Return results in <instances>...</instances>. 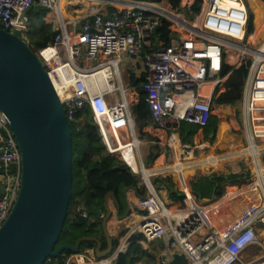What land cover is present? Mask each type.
<instances>
[{"label":"built area","instance_id":"2783aa9c","mask_svg":"<svg viewBox=\"0 0 264 264\" xmlns=\"http://www.w3.org/2000/svg\"><path fill=\"white\" fill-rule=\"evenodd\" d=\"M108 3L106 10L98 9L85 16L79 29L54 30L52 41L34 52L63 104L70 127L78 129V112L88 107L106 151L118 154L117 158L136 174L108 143H119L115 132L124 143L122 132L126 130L133 136L131 142L135 140L132 114L136 101L121 75L122 57L142 59L144 79L139 91L144 94L149 116L158 130L174 128L180 122L205 127L211 114V98L220 92L227 77L221 72L227 66H244L240 133L247 148H264L259 144L264 142V31L258 45L253 46L257 32L247 33L251 13L247 0H201L197 13L186 1L177 7L137 0ZM260 3L264 25V0ZM56 5V0H0V28L9 32L18 29L21 33L27 26L22 13L32 6L51 11ZM182 9L192 16L190 20ZM164 21L172 36L168 45L154 37ZM132 69L129 67L128 71ZM100 71L105 76H97ZM206 84L209 91L203 93ZM166 143L170 149L178 146L174 132H169ZM179 151L181 159H192L190 147L181 145ZM259 152L250 154L255 166L251 177L255 174V178L240 190L253 188L260 199L242 209L225 227H216L210 211L205 210L207 205L195 202L187 178L175 173L182 204L180 208H169L153 189L148 175L142 177L145 195L136 204L139 221L124 229L113 250L101 258L88 251L89 257L77 253L68 256L65 264H78L79 258L85 264H111L118 254L125 253L133 233L141 234L146 241L170 237L168 251L182 253L187 264L238 263L242 251L257 243L255 224L264 223V164ZM136 163L143 172L142 163ZM0 169V184L4 186L0 193L1 224L15 200L20 178L19 150L1 112ZM177 210L185 212L176 215ZM76 214L87 216L81 209Z\"/></svg>","mask_w":264,"mask_h":264},{"label":"water","instance_id":"95a60500","mask_svg":"<svg viewBox=\"0 0 264 264\" xmlns=\"http://www.w3.org/2000/svg\"><path fill=\"white\" fill-rule=\"evenodd\" d=\"M19 34L18 29L9 32L0 28V112L7 120L20 155L17 194L0 224V264H43L65 250L76 251L85 241L96 244L95 257H104L114 248L106 229L112 213L108 197L114 201L119 222L130 208L137 206L127 200L125 212L119 215L113 193L108 192L103 197L101 219L106 248L101 249L100 240L90 236L79 237L72 245L54 247L72 192L71 127L40 60ZM235 110L241 121L240 101L235 103ZM177 126L175 123L174 128ZM3 192L4 186L0 184V193ZM122 231L117 226L116 237ZM171 240L169 237L167 250L161 253L157 264H187L182 253L168 251Z\"/></svg>","mask_w":264,"mask_h":264},{"label":"crops","instance_id":"0c3cea01","mask_svg":"<svg viewBox=\"0 0 264 264\" xmlns=\"http://www.w3.org/2000/svg\"><path fill=\"white\" fill-rule=\"evenodd\" d=\"M56 1H57L56 8L51 11H45L46 13L43 18V21L47 24H50L53 30L62 29V27H64L66 31L70 32L75 27L79 29L80 24L85 16L93 13L98 9L106 10L109 7L108 1L111 0H64V2L63 0H56ZM118 1L119 3H123L129 0H118ZM184 1L188 2L191 8V4L193 0H182L180 3L182 4ZM248 3L250 7L253 9L254 14L256 13L255 21L257 22V24L262 23L263 10L261 4L258 2V0H248ZM32 8H37V6H32ZM184 11L187 13L185 9H182L181 11L182 14H184ZM25 16L27 17V11L25 13ZM140 60H141L139 61L141 63L140 66L137 64L138 62H135L130 66L133 68L131 71H125V73L129 72L133 74V80L138 79L144 73L141 57ZM129 73H128V82H129L128 87L130 89L131 94L135 96V101H136L135 104H136L138 102L139 89L138 90L135 89V86L132 85L133 82L129 77ZM230 74L231 72L227 73V77L225 78V81L223 82L221 89H219L220 92L218 94L213 95L215 98L220 93H223L225 91L226 79L230 76ZM234 110H235V104H229V103L217 104L211 101V114L209 116L210 122H208L207 124L210 125V129L212 128L213 125H215V130L214 132L208 133L210 131V129L208 128V132L205 133V130L203 128H197V131L194 133L191 140L192 142L190 144H184L181 142V139L179 138V134L177 133V131H175L178 126L176 128H170V129L166 128L164 130L162 129L158 130L155 128L150 117L147 116L143 118H139V117L134 118L135 114L133 113L134 114L133 121L135 128L140 133L141 132L145 133L142 134L143 136L147 135V140H146L147 146L142 147L140 150L141 159H143L142 160L143 163L142 162L141 163L142 165L144 164L145 166L148 167L149 170L148 169L147 170L144 169V170L145 173H148L150 176H153L152 180H154L153 181L154 186L158 184L161 187V189L165 193H167L169 199L166 200H163V198L157 193V195L163 200V202L166 205H171L175 203V201L178 203L180 202L178 200L171 198L169 195V191H173L175 189L177 190V193L175 192L177 195L179 196L182 195L180 193L181 188L179 187L178 183L177 186L178 188H180L179 190L175 188V184L173 185V187H171L170 185H167L166 183H163L161 181L164 177L172 178L170 174L165 175L164 173L166 172L174 170V172L177 175H181L182 177L187 178V185L189 186L191 191L192 188L190 186V183L191 182L197 183L199 181L198 176H209L210 180L214 179V177H221L226 179L228 175L238 176L234 179V181H237L239 185L237 183H234V185H232L227 182L224 183L223 181L215 182L212 188V191L213 189H215L213 195H212V191L210 194H207L203 197L194 194L192 192L194 200L197 204L201 203L207 205V208L205 210L210 211V216L215 226L218 228L225 227L227 224L232 222L235 216L238 215L242 209H244L246 206L250 204L258 202L260 199L258 192L256 190H252L253 188L247 190L243 189L242 191L240 190L243 188L244 186L243 184L247 182V175L249 174L247 171L246 163H236L235 161L232 162L224 161L217 164L219 160L214 155L210 154L212 152V149H216V148L223 149V147L230 148V146H234L235 137L237 138L236 136L237 126L241 127L242 118L241 121L237 119L236 123L234 122V119L230 117L228 118L229 119L228 121L225 120L227 116L231 115L230 112ZM169 132L170 133L174 132L176 135L178 146L175 145L174 149H170L166 143ZM240 135L242 136V139H240L239 136L238 139H239V143L242 144L244 143L243 134L240 133ZM143 136L140 135L138 139H141ZM108 143H109V147L113 152H118L120 154V157L124 159L135 172H138L137 169L138 167L136 163L137 161L135 159V155L133 151V148L138 145V141L136 139L132 143H127V142L123 143L120 140L119 145L115 147H113L110 142ZM259 144L260 146H263L264 142L261 141ZM181 145L190 147L193 150L192 159L190 160L189 158L181 159L180 151H179ZM213 153H215V151H213ZM154 155H156L155 158L151 160ZM263 157L261 158L262 161H263ZM205 159L208 161V165H212V164L214 165L212 167L210 166V168L206 167ZM180 164L183 165L182 169L180 167ZM152 180L150 181L151 184H152ZM223 183L228 187L225 188L221 196H217L215 192L217 191V189L220 190ZM137 188L144 190L143 182L141 186L139 185L138 182L136 187H133L131 189L133 192H135L134 195H136L137 199H139L140 197L144 196L145 190L143 191V194L139 195L138 197L136 194ZM235 188L238 189V191H234ZM127 189L128 188H126L125 192L123 191L124 188L122 189V196L120 197L119 201L115 200L119 206V215H122L125 212L126 210L125 202L127 200L128 201L131 200L135 203L132 194L130 193L127 194ZM109 199L112 200L111 198ZM112 202L114 208L111 210L112 212L111 214L115 217L116 207L113 200ZM199 210L200 209H196V211ZM183 212L185 211L177 210L174 213L176 215H181ZM139 215H140V209L138 207L130 208L128 215L120 222L117 221V226L118 224H120L121 230L123 229V231H125L124 229H126L128 226L130 225L132 226L134 223H137L139 221ZM98 216L99 218L102 219L104 214ZM117 226H116L115 235L117 234ZM254 232L257 236V243L247 246L240 255V261L236 264L264 263V223L257 222L255 224ZM120 236L118 237V239L122 237ZM102 237H104L103 234L100 236H96V238L99 239L100 242ZM167 241L168 238L164 237V238L154 239L151 241L140 239L138 240V243L141 246V251H145L147 255H151L152 257H154L153 264H157L158 261L160 260L161 253L165 251L167 248ZM129 245L130 244H128L127 249L129 248ZM95 247L96 244L92 249H88L86 251H88L89 253H93L94 255ZM101 249H103L102 242H101ZM145 253L143 252L142 254H139V259L138 260L135 259V262L133 264H151L152 261H150V259L146 257ZM72 255L74 254H71L69 257H71ZM85 263L86 262H84L79 258L78 264H85ZM102 264H104V262H102Z\"/></svg>","mask_w":264,"mask_h":264},{"label":"trees","instance_id":"16d2710c","mask_svg":"<svg viewBox=\"0 0 264 264\" xmlns=\"http://www.w3.org/2000/svg\"><path fill=\"white\" fill-rule=\"evenodd\" d=\"M146 2H166L173 7H177L182 0H137ZM201 0H193L191 9L194 13L199 11ZM45 10L40 8H29L27 10V26L26 31H31L32 43L34 52L50 43L55 35V31L52 29L50 24L43 21L45 16ZM253 16L249 14L248 19V30L247 33L251 34L253 31ZM168 22L164 21L160 27H158L154 33V37L158 39L162 45H168L172 36L168 29ZM29 47H31L29 45ZM232 67V66H231ZM225 67L221 72V75L231 72L230 76L226 79V86L228 89L220 93L216 98L213 96L212 100L214 103H229L235 104L241 98L242 83L245 76V67L239 66ZM129 77L132 80V85L135 89H139L140 83L144 79V73L136 80H133V74L129 73ZM139 92L138 102L133 106V113L136 117H150L148 107L144 101V94ZM80 117V126L75 129L71 126V143H72V157H71V171H72V192L69 199L67 208L66 218L60 232V235L55 243L54 247L62 244H73L76 239L82 236L96 237V234H103L101 227V218L98 215L104 214L103 209V197L106 193L112 192L114 199L119 201L122 196V189H127V194H132V197L137 203L138 199L135 192L131 189L136 187L138 183V175L130 172L129 167L116 155L110 154L106 151L104 144L101 141L100 134L97 127L92 119L91 112L88 107H83L78 112ZM208 122L209 119H208ZM207 122V123H208ZM198 126L187 122H180L175 131L179 134L181 142L184 144H190L194 133L197 131ZM210 129V125L207 124L203 129L205 133ZM215 125L212 126L210 132H214ZM153 156L151 160L155 158ZM264 162V157H263ZM2 170L0 169V173ZM237 175H228L226 179L221 177H214L210 180L209 176H198V182H191L190 186L192 192L199 196H205L210 194L215 182L223 181L234 185L237 181L234 179ZM163 183L173 187L174 183L171 177H164L161 180ZM239 185V183H237ZM144 189V188H143ZM142 189L137 188L136 194H143ZM217 196L222 195V191L217 189L215 192ZM171 198L180 201L182 204V197L177 195L173 191H169ZM109 208L112 210L114 207L112 200L108 198ZM86 212L85 218L80 217L76 214L77 209H81ZM116 226L117 219L112 214L106 221V229L110 237H112L113 247L117 245L116 238ZM143 239L139 233H133L129 237V248L125 253H120L116 256L115 260L111 264H133L135 259H139V254L145 251H141V246L138 240ZM102 248L106 247L104 237L101 238ZM95 243L92 241L82 242L76 251L65 250L58 256L47 258L43 264H65L66 259L71 254H77L82 252L84 249H92ZM146 257L152 261L154 257L147 255Z\"/></svg>","mask_w":264,"mask_h":264},{"label":"rangeland","instance_id":"374dc122","mask_svg":"<svg viewBox=\"0 0 264 264\" xmlns=\"http://www.w3.org/2000/svg\"><path fill=\"white\" fill-rule=\"evenodd\" d=\"M260 1L261 0H258L259 3H260ZM63 2H64V0H63ZM247 2H248V0H247ZM250 11H251L252 16H253V20H252L253 28H254L253 30H256V32H257L256 33V36L254 38V44H253V46L256 47L258 45L256 43L257 40L261 39V37L263 35L264 25H262V23L257 24V22L255 21V14H254L253 9L251 7H250ZM184 15H185V18L188 19V20H190L192 18V16H189V15L187 16V13L185 11H184ZM32 34L33 33L31 31L29 32V30L26 31V29H25V30L21 31V33L19 34V36H20V38H22L27 43L28 46L29 45L31 46L30 48H33L34 49L33 43L31 41V39L33 38L32 37ZM139 61H141L140 58H139V56H137V57H126V56H123L122 59H121L119 68H120V71H121V75H122L123 81L125 82V85L127 87L129 86V82H128V73L129 72H126L125 73V71H128L129 67L132 64H134L135 62H138L137 64L140 66L141 63ZM226 90H227V86H225V91ZM208 91H209V86H208V84H206L203 93H207ZM230 114L231 115L227 116L225 120L228 121L229 120L228 118L230 117V118L234 119V122L236 123L237 122V113H236V111L234 110V111L230 112ZM133 115L134 114H132V118H133ZM135 117L136 116H134V118ZM133 131H134L133 134L135 135V139L138 141V145L133 148L134 155H135V158L137 159L138 162H142L143 163V161H142L143 159H141L140 150H141L142 147H146L147 146V143H146L147 135L143 136L142 134H145V133H142V132L140 133L135 128V126H134ZM240 131H241V127L240 126L239 127L237 126V130H236V133H237L236 136H237V138L235 137V140L236 141L234 140V142L236 144L234 143V146H230V148L223 147V149L222 148L212 149V152L210 154L214 155L219 160L217 162V164L220 163V162H224V161H226V162L227 161H231V162L232 161H235L236 163H246L247 171L249 173L247 175V182L245 183V184H247V183H249L251 180H253L255 178V174H254V176L251 177L252 171H255V166H254V164L251 161V159H252L251 155H248V157L246 158L245 150L244 149L247 148V143H242V144L239 143L238 136H240ZM140 135L143 136V137L141 139H138ZM122 137L125 140V142H128V141L131 142V140H133V136L131 135V133L129 132V130H126V132H122ZM210 146H213V145H210ZM213 151H215V153H213ZM115 155L119 158V155L118 154H115ZM263 155H264V150L259 152L260 160L263 157ZM261 164L262 165L264 164L262 160H261ZM213 165L214 164H212V165L206 164V167H209L210 168V166L212 167ZM143 169H146L147 170L148 167L143 164ZM136 174L138 175V182H139V185L141 186V184H142V177H144L143 176V172L140 169H138V172H136ZM164 174L165 175H169L170 174L172 176L171 180L174 182L175 188L179 190L180 188H178V186H177L178 185L177 184V178H178V176L175 174L174 170L173 171L166 172ZM152 178H153V176H150L149 177V180L151 181ZM245 184H243V185H245ZM227 187L228 186L227 185H224V183H223L222 186H221V188H220V190L222 192H224L225 188H227ZM153 188H154L155 192L158 193L163 198V200L169 199L168 196H167V193H165L158 184H156L155 186L153 184ZM240 188H242V187H240ZM230 191H233V190H230ZM234 191H238V189L235 188ZM179 205L180 204L175 201V203H173L171 205H167V207H169V208H180L181 206H179ZM118 226L121 229V225L118 224ZM122 233H121V235H122ZM96 235L97 236H100L101 234H96ZM118 237H117V241H119ZM86 250H88V249H84L80 253H83L86 257H89V254L86 252ZM93 259L96 260L95 257Z\"/></svg>","mask_w":264,"mask_h":264},{"label":"bare ground","instance_id":"6f19581e","mask_svg":"<svg viewBox=\"0 0 264 264\" xmlns=\"http://www.w3.org/2000/svg\"><path fill=\"white\" fill-rule=\"evenodd\" d=\"M258 7V6H257ZM257 11V10H256ZM256 14V13H255ZM256 18H258V17H256ZM97 76H101V77H103V76H105V72L104 71H100L98 74H97ZM115 134H116V136H117V138H118V140H119V142H120V136H119V133L118 132H115ZM108 142H110L109 140H108ZM119 145V143L117 144V145H115V146H118ZM115 146H113V147H115ZM245 150V154H246V158L248 157V155H257V153L259 152V151H263L264 149H259V148H246V149H244ZM199 161V160H198ZM202 163V162H201ZM205 163L206 164H208V161L205 159ZM188 164H190V163H188ZM187 164V165H188ZM197 164H199V163H197ZM186 165V166H187ZM193 165V164H192ZM180 167H181V169L183 168V165L182 164H180ZM149 174L148 173H145V170L143 169V176L146 178L147 176H148Z\"/></svg>","mask_w":264,"mask_h":264}]
</instances>
